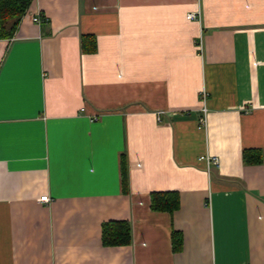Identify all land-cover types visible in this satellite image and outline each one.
<instances>
[{"label":"crops","instance_id":"crops-1","mask_svg":"<svg viewBox=\"0 0 264 264\" xmlns=\"http://www.w3.org/2000/svg\"><path fill=\"white\" fill-rule=\"evenodd\" d=\"M24 12L0 37V264H264V0ZM154 191L178 208L152 210ZM108 220L128 244L103 245Z\"/></svg>","mask_w":264,"mask_h":264},{"label":"trees","instance_id":"trees-1","mask_svg":"<svg viewBox=\"0 0 264 264\" xmlns=\"http://www.w3.org/2000/svg\"><path fill=\"white\" fill-rule=\"evenodd\" d=\"M30 0H0V37L8 38L13 35L18 21ZM85 38H91L90 35L82 37L83 44ZM94 45V42H93ZM243 161L246 164H255L262 161L260 149L246 148L242 151ZM178 193L176 191H154L150 194V207L156 211L173 212L179 206ZM101 239L103 245H123L131 240V225L126 220H108L101 226ZM182 233L175 230L171 234L172 250L174 252L181 249L183 244Z\"/></svg>","mask_w":264,"mask_h":264},{"label":"built area","instance_id":"built-area-1","mask_svg":"<svg viewBox=\"0 0 264 264\" xmlns=\"http://www.w3.org/2000/svg\"><path fill=\"white\" fill-rule=\"evenodd\" d=\"M198 16V13L197 12H188L186 14V18L187 19H196V17ZM31 20L34 21V22H37L39 23L41 21V18L38 16V15H34L31 17ZM200 46V44H198V47ZM206 91L205 90H201L200 92V99H201V102H203V106L201 108V116H200V119H199V124L200 125H204L205 122H206V112H207V108L205 106V99H206ZM207 163L211 164V165H214L216 167L219 166V157L215 154L213 155H207ZM39 201H44V202H49L50 198L48 195H41L39 198H38Z\"/></svg>","mask_w":264,"mask_h":264}]
</instances>
